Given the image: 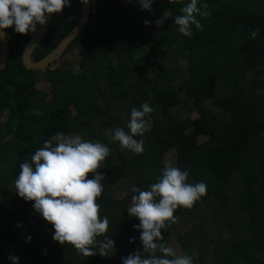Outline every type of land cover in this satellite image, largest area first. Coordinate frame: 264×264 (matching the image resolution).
Here are the masks:
<instances>
[{"label": "trees", "instance_id": "16d2710c", "mask_svg": "<svg viewBox=\"0 0 264 264\" xmlns=\"http://www.w3.org/2000/svg\"><path fill=\"white\" fill-rule=\"evenodd\" d=\"M187 2L154 0L152 9L165 16L156 37L145 32L149 11L135 0L125 6L120 0H91L88 23L67 49L77 51L79 70H46L48 94L36 89L35 71L22 65L31 34L5 30L0 264H10L7 243L14 245L19 264H121V257L141 249L134 228L139 221L126 211L135 195L131 187L147 190L166 164L188 169V182L203 181L206 193L191 208L176 209L175 222L161 229L165 242L178 255H191L194 264H264V0H199L198 7L209 15L197 16L202 28L193 26L191 37L174 24ZM79 8V1L71 0L70 7L55 13L35 49V61L71 31ZM250 30H258L255 38ZM144 102L153 108L152 128L136 137L143 140L144 151L134 154L110 142L109 130L127 131L131 108ZM191 112L198 116L192 119ZM57 133H78L105 143L113 153L98 169L105 175L98 214L108 217L106 235L115 241L111 256L85 257L54 241L52 226L12 187L19 165ZM121 182L126 192L116 198L113 188ZM130 238H135L132 243Z\"/></svg>", "mask_w": 264, "mask_h": 264}, {"label": "clouds", "instance_id": "9594fccd", "mask_svg": "<svg viewBox=\"0 0 264 264\" xmlns=\"http://www.w3.org/2000/svg\"><path fill=\"white\" fill-rule=\"evenodd\" d=\"M80 2L88 5L91 0ZM135 3L141 10L151 11L154 0H135ZM198 3L199 0H188L181 9L182 14L175 16L174 24L185 37L193 35V26L202 28L197 16L209 15L198 7ZM70 6L71 0H0V38L7 36L5 30L8 28L21 35L35 34L38 26H46L50 14L61 13L63 8ZM151 23L144 21L146 27ZM162 23V19L155 21L157 27ZM257 33L258 30H250L252 38ZM152 112L148 102L139 108L132 107L127 131L121 127L110 129V142H118L122 150L142 154L144 142L136 137L151 130ZM109 153V147L100 141L85 140L78 133H57L43 142L30 161L19 165L20 171L12 184L16 195L32 202L33 210L52 226V239L61 245H71L78 255L85 257H108L115 252V241L106 235L108 217L98 214V198L103 192L105 177L98 169ZM188 180V169L166 164L157 182L150 184L147 190L136 185L131 187L135 195L126 211L129 217L139 221L134 228L139 232L142 251L137 249L127 257H121V264H194L191 255H178L165 242L161 231L168 222H175L174 212L178 207L191 208L205 195L203 181ZM134 239L130 238L129 242ZM26 242H31L30 235ZM8 260L10 264H19V257L14 254L9 255Z\"/></svg>", "mask_w": 264, "mask_h": 264}, {"label": "water", "instance_id": "95a60500", "mask_svg": "<svg viewBox=\"0 0 264 264\" xmlns=\"http://www.w3.org/2000/svg\"><path fill=\"white\" fill-rule=\"evenodd\" d=\"M78 1L80 6V15L77 23L73 26L71 31L58 43V45L50 53H48V55L35 62L32 60V53L34 49L41 43L42 39L47 33L54 14H50V19L48 20L46 26H44L43 28L38 26L37 32L35 34L31 33V37L25 45L21 54L22 65L25 67V69H45L50 64L58 60L64 53V51L68 48V46L71 44V42L74 41V39L82 33L88 23L91 2L88 5H84L80 2V0ZM8 57L9 44L7 41V37L0 38V72L5 68L8 61ZM8 139L9 138L7 137L6 140Z\"/></svg>", "mask_w": 264, "mask_h": 264}, {"label": "rangeland", "instance_id": "374dc122", "mask_svg": "<svg viewBox=\"0 0 264 264\" xmlns=\"http://www.w3.org/2000/svg\"><path fill=\"white\" fill-rule=\"evenodd\" d=\"M148 13H149V14H146V16H144V18L147 19V20H149V21H151L152 23L150 24V26L146 27V26L144 25V21H143V28H144L145 32L150 33L152 36H156V37H157V36H159V34H161V28H160V26L157 27V26L155 25V21H156L157 19H162V20H163L165 16H164V15H161V14L159 15V14L156 13L152 8H151V11H149ZM56 14H57V13H56ZM120 38H121L120 36L117 37V39H120ZM172 51H173V49H171L170 52H167V55L170 56V57H171L172 55H174V52L172 53ZM60 59H62V61H63V62H66V63H67V62H69V63H71V62L75 63V62L77 61V59H78V53H77V51H76L75 49H73V50H68L67 52H65V53L61 56ZM171 61H172V57L169 59V63H170V64H171ZM178 63H181V62L179 61V62H177V64H178ZM181 66H182V67H185V63L182 62V63H181ZM54 67H55V65H52V66L50 67V69H53ZM78 70H79V67L77 66V63H75L72 72L76 73V72H78ZM45 74H46V73H45L44 70L35 71V76L37 77V81H36V83H35V87H36V89H37L38 91H40V92H42V93H45V94H48L49 91H50V88H49V83H48V82L45 80V78H44ZM250 78H251V75L248 76V79H250ZM261 79L264 80V73H263V75L261 76ZM206 104L208 105V107H210V108H214V105H213L210 101H207ZM73 114H74V111H73ZM190 116H191L192 119H195L198 115H197L196 112H191ZM5 117H6V115L4 116V118H5ZM4 118H3V119H4ZM103 134H104L103 136L108 135L107 130H104V133H103ZM201 139H202V138H201ZM112 155H113L112 152L109 153V156L106 157L105 161H106V160L110 161V160L112 159V158H111ZM105 161L102 163L101 167L104 165ZM125 192H126V185H125V182H121V183L115 185L114 188H113V196L116 197V198H122L123 195L125 194ZM193 223H196V220H194ZM190 226H191V225H190ZM190 226H189V227H190ZM14 248H15L14 245L7 243V244L4 246V253L7 254L8 256H9V255H12V253H13V251H14ZM39 252H40L42 255H45V254H46L45 249H43L42 247L39 248Z\"/></svg>", "mask_w": 264, "mask_h": 264}, {"label": "flooded vegetation", "instance_id": "af4514ba", "mask_svg": "<svg viewBox=\"0 0 264 264\" xmlns=\"http://www.w3.org/2000/svg\"><path fill=\"white\" fill-rule=\"evenodd\" d=\"M53 14H54V13H53ZM54 15H55V14H54ZM54 15H53V17H54ZM30 34H31V33H30ZM45 35H46V34H45ZM30 37H31V36H30ZM42 40H43V39H42ZM26 44H27V43H26ZM38 46H39V45H38ZM38 46H37V47H38ZM37 47H36V48H37ZM36 48H35V49H36ZM35 49H34V51H33V53H32V60H33L34 62H35V60H34V58H33V54H34V52H35ZM67 49H68V48H67ZM67 49L64 51V53L67 52ZM64 53H63V54H64ZM63 54H62V55H63ZM62 55H61V56H62ZM60 58H61V57H60ZM60 58H59L58 60H56L55 62H53L52 64H50L48 67H46V68L43 69V70H44V71H46V70H50V71H52V70H57V69H59V67H61V68L64 67L65 69H67V70L69 69V71H72V70H73V67H74V63H73V62H71V63H69V62H67V63H66V62H63L62 59H60ZM21 59H22V58H21ZM52 65H55V67H54L53 69H50V67H51ZM3 70H4V69H3ZM3 70H2V71H3ZM2 71H1V72H2ZM30 71H40V70H30ZM1 72H0V73H1Z\"/></svg>", "mask_w": 264, "mask_h": 264}, {"label": "built area", "instance_id": "2783aa9c", "mask_svg": "<svg viewBox=\"0 0 264 264\" xmlns=\"http://www.w3.org/2000/svg\"><path fill=\"white\" fill-rule=\"evenodd\" d=\"M127 2H128V0H120V3H121L123 6L127 5Z\"/></svg>", "mask_w": 264, "mask_h": 264}, {"label": "crops", "instance_id": "0c3cea01", "mask_svg": "<svg viewBox=\"0 0 264 264\" xmlns=\"http://www.w3.org/2000/svg\"><path fill=\"white\" fill-rule=\"evenodd\" d=\"M55 14V13H54Z\"/></svg>", "mask_w": 264, "mask_h": 264}]
</instances>
